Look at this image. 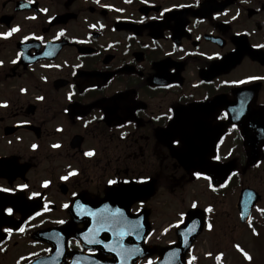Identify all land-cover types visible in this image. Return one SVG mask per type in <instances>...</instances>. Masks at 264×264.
Returning <instances> with one entry per match:
<instances>
[{
	"label": "flooded vegetation",
	"instance_id": "af4514ba",
	"mask_svg": "<svg viewBox=\"0 0 264 264\" xmlns=\"http://www.w3.org/2000/svg\"><path fill=\"white\" fill-rule=\"evenodd\" d=\"M226 59L239 63L213 75ZM250 77H264V0H58L52 12L42 0H0V264H35L55 246L66 248L51 258L62 264L73 254L111 261L106 215L126 205L148 224L136 264L155 261L158 201L196 178L170 153L182 147L176 111L222 95L264 128V79ZM224 129L221 162L246 167L239 127ZM126 186L144 188L122 204L114 197ZM83 230L99 242L82 243Z\"/></svg>",
	"mask_w": 264,
	"mask_h": 264
},
{
	"label": "water",
	"instance_id": "95a60500",
	"mask_svg": "<svg viewBox=\"0 0 264 264\" xmlns=\"http://www.w3.org/2000/svg\"><path fill=\"white\" fill-rule=\"evenodd\" d=\"M73 1L67 0V6ZM238 61L233 64H228V59H226L220 65L214 66L210 72L213 75H220L222 71H228L230 67L235 66ZM238 108H246V110H238ZM220 110H226L228 112L229 120L227 125L236 124L239 126L245 145L249 149V164L255 165L259 159V141L264 138L263 120L257 118L256 114L251 115L252 111H249L248 106L243 103H230L224 96H218L207 103L176 111L171 126L175 137L182 143L180 149L170 150L171 156L187 174L197 172L201 175L211 177V184L213 186L222 185L236 169L234 160L227 163H218L212 160L215 156L216 144L225 133V124L212 126L210 123L214 115ZM134 190L138 191V195L143 191L142 189L125 187L121 189L120 196L114 200L118 202L122 201V204H127L130 196L137 195V192ZM260 201L261 196L253 189L244 188L239 192L237 210L242 224L249 222L253 209ZM110 202H113V199ZM125 212H121L123 217H126L125 214H128L127 205ZM112 214H107V217H112ZM201 224V214L197 211L190 212L184 219L183 225L178 228L179 243L171 248L164 249L155 264H183L184 252L200 232ZM118 225L122 226L123 224ZM108 232L114 238L116 244L121 243L127 249L128 247L143 248V241L147 234L145 218L143 219L142 230L138 238H132L134 236L133 232L129 230L128 232L123 231L125 234L122 237L114 236L115 232L111 224L110 231ZM129 237L132 238L131 245H127V239ZM114 257L115 261L112 263L98 261L99 263L95 262L90 264H122V261L123 264H133L129 259L127 261L126 259L119 260L117 253ZM47 263L50 264L49 262Z\"/></svg>",
	"mask_w": 264,
	"mask_h": 264
},
{
	"label": "rangeland",
	"instance_id": "374dc122",
	"mask_svg": "<svg viewBox=\"0 0 264 264\" xmlns=\"http://www.w3.org/2000/svg\"><path fill=\"white\" fill-rule=\"evenodd\" d=\"M42 1H45L52 12L58 0ZM225 154V150L219 148L218 156L221 159ZM238 171V185L225 190V195L213 191L212 187H209V180L201 176H196L191 182L174 185L177 187H173L171 198L158 201L159 204H164V207L159 205L160 212L152 218V238L158 250L176 242V228L183 215L192 209L205 213L206 209L211 207L213 210L209 220L212 227H203L188 250L186 261L196 260L199 264H247L248 262L240 256L246 252L252 261L248 264H264V233L255 236L249 226L240 224L236 209L239 191L242 188H251L263 198L252 214L253 221H260L259 211L264 209V154L255 169ZM193 203L197 207L193 208ZM168 204L170 206L165 207Z\"/></svg>",
	"mask_w": 264,
	"mask_h": 264
},
{
	"label": "snow or ice",
	"instance_id": "6c2138e0",
	"mask_svg": "<svg viewBox=\"0 0 264 264\" xmlns=\"http://www.w3.org/2000/svg\"><path fill=\"white\" fill-rule=\"evenodd\" d=\"M18 30H19L18 28H14V29L11 30V32H15V31H18ZM11 32H9L7 35H11ZM40 39H42V38H40ZM14 63H15V61H14ZM248 79H250V80L264 79V77H250V78H248ZM234 83H240V84H243V83H245V81H238V82H234ZM68 98L71 100V98H72L71 94L69 95ZM40 99H43V98L41 97ZM226 116H227V113H225V117H226ZM169 119H171V117H169ZM175 143L179 145V144H180V140H175ZM36 147H37L36 145H33V148H36ZM54 147H59V145H54ZM85 155H86V156H92V155H94V153H93L92 151H89V152H86ZM213 158H214L215 160H220V159H221V157L218 156V155H217V156H214ZM74 174H75L74 172H73V173H70V175H74ZM196 175L199 176V175H201V174H200V173H196ZM67 178H68V177H63V179H67ZM204 178L209 180V182H210V183H209V187H212V184H211V177H209V176H205ZM140 182H143V181H140ZM47 183H48V182H45V186H47ZM108 183H109L110 185H114V184H117L118 182L115 181V180H109ZM125 183H129V182H128V181H125ZM223 186H224V185H221V187H223ZM21 187L26 188L27 185H23V186H21ZM3 191L7 192V191H10V190H9V189H3ZM33 195L35 196V195H37V193H33ZM64 207H68V205H64ZM192 207L195 208V207H197V205H196L195 203H193V204H192ZM212 210H213V209H212L211 207H209V208L206 209V211H208V212H211ZM7 211H8L9 214L12 213V209H11V208L7 209ZM261 211L264 212V209H261ZM111 220H112V223H113V224H119V223L122 222V220H123V214L121 213L120 209H116L115 213L112 214ZM59 223L63 224V223H65V222L61 220V221H59ZM181 223H182V221H181ZM177 226H178V225H177ZM208 227H209V229H211L212 225L209 224ZM23 230H24V229H20V231H23ZM5 231H9V232H10L11 229H6ZM89 231H90V232H94L95 230L90 229ZM124 234H125V233H124L123 231H121L120 235L123 236ZM85 240H86L87 243H89V244H92V243H98V242H99V241H97V240L95 239L94 235H93L92 238L85 237ZM237 247H239V246H237ZM113 251H115V249H113ZM139 251H140L139 249H134V250H133V252H136V253H138ZM118 255H122V253H118ZM244 255L246 256L247 259L251 260V256H249L246 252L244 253ZM193 259H195V257H193ZM122 264H123V261H122ZM147 264H154V261L151 260V259H149V260L147 261ZM189 264H191V261H189Z\"/></svg>",
	"mask_w": 264,
	"mask_h": 264
},
{
	"label": "trees",
	"instance_id": "16d2710c",
	"mask_svg": "<svg viewBox=\"0 0 264 264\" xmlns=\"http://www.w3.org/2000/svg\"><path fill=\"white\" fill-rule=\"evenodd\" d=\"M237 178H239V176L238 175H236V176H233L231 179H230V181L228 182V184L227 185H225L224 187H223V190L225 191V190H228V189H231V188H234V187H236V185H238V181H237ZM224 191H223V193H222V195H225L224 194ZM228 193V192H227ZM260 217H261V221H262V223H254L252 226H253V231H254V234H255V236L256 235H258L259 233H264V212H262V211H260Z\"/></svg>",
	"mask_w": 264,
	"mask_h": 264
}]
</instances>
